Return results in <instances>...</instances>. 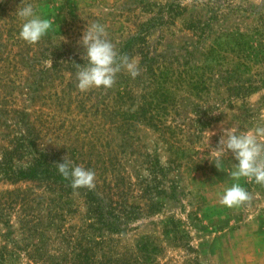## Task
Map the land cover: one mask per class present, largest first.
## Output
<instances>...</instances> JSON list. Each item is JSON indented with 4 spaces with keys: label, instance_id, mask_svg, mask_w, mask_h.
<instances>
[{
    "label": "rangeland",
    "instance_id": "rangeland-1",
    "mask_svg": "<svg viewBox=\"0 0 264 264\" xmlns=\"http://www.w3.org/2000/svg\"><path fill=\"white\" fill-rule=\"evenodd\" d=\"M27 4L33 5L41 18L54 20L51 29L58 27L36 44L19 38L23 21L16 11ZM168 4L172 10L165 12ZM94 22L105 27L116 47L127 33H135L140 23L146 24L143 42L149 56L171 53L182 65L180 68H187L189 77L210 79L206 84H212L201 89V81L198 89H191L180 83L178 86L189 89L186 93L182 88L171 89L180 117L173 119L176 123L170 127L168 140L145 125L131 132L134 140L130 144L126 140L123 150L132 149L151 161L154 157L156 164L149 173L136 159L137 154L121 159L118 170L122 182L116 188L126 193L128 202L141 207L128 229L88 235L90 252H82L77 248L69 251V245L49 227L35 252L31 244L34 239L19 230L20 207L0 203V264H113V258L120 259L119 264H264V186L241 178L238 183L251 195L250 204L235 208L221 205V195L237 183L230 173L238 161L229 151L221 157L218 170L212 152L222 128L234 125L239 132H246L264 125V0H0V41L6 52H2L0 69L9 70L7 63L19 58L24 50L19 49L20 42L30 50L39 44L51 50L57 48L56 53L46 50L32 61L38 69L27 72L23 66L9 81L2 80L0 95H8L0 101L2 109L21 110L27 114L25 119H31L35 110L48 109L43 105V95L69 92L62 89L69 76L65 70L51 83L41 81L44 85L35 89V99L29 98L32 89H25L23 81L26 75L37 80L40 68L50 66L54 58L84 52L79 40L84 29ZM129 57L139 61L142 72L140 55L136 52ZM142 79L149 78L142 75ZM247 85L254 88L240 94ZM157 86L155 82L151 89H159ZM77 90L80 91L75 85L71 96ZM195 108L204 114L199 115ZM5 116L9 115L0 113V152L18 130L4 129V124L14 122ZM203 121L207 124L198 127ZM108 127L103 128L95 143L100 158L106 157L108 148L118 149L119 139L112 130H106ZM209 132L215 134L209 136ZM45 145L58 147L48 142ZM170 146L182 152L176 149L173 154ZM81 155L78 156L84 161L90 157ZM95 178L97 182L107 179L113 184L108 171L99 169ZM45 189L28 182L12 184L0 176V202L7 196L5 191L21 192L27 199L23 204L33 205L37 213L43 211L46 196L52 194ZM158 189L163 193L156 194ZM11 196L15 203L20 202ZM32 198L37 199L31 201ZM152 203L155 205L150 208ZM63 205L68 209L62 221L65 227L85 224L86 205L79 190L69 191ZM101 246L103 252L98 249ZM65 256L66 261L61 259Z\"/></svg>",
    "mask_w": 264,
    "mask_h": 264
},
{
    "label": "trees",
    "instance_id": "trees-1",
    "mask_svg": "<svg viewBox=\"0 0 264 264\" xmlns=\"http://www.w3.org/2000/svg\"><path fill=\"white\" fill-rule=\"evenodd\" d=\"M164 7H166L165 12L172 10L171 4ZM145 25L140 23L138 30L130 35L127 33L123 41L116 47L120 54L129 56L137 52L140 55V62L144 65V68L135 79L128 74L122 75L119 73L114 86L110 89H91L85 92L77 90L71 96L72 89L75 88L77 83L75 80L77 64L82 65L85 62L82 59L83 52L76 51L70 54L67 53L66 57L60 56L52 59L50 66L40 68L37 80L31 75H26L24 78L23 82L26 84L23 85L24 88L32 89L33 94L29 98L35 99L38 97L35 89H39L44 85L40 83L41 81L45 84L51 83L62 70L68 72V79L62 89H69V92L66 91L61 94L51 92L46 96L43 95V105L48 109H37L34 111L33 118L25 119L27 114L21 110L2 109L0 103V113L3 112L9 115L8 117L5 116L6 119L14 121L13 125L4 124V129L10 131L18 127L16 133L8 140L6 147H1L0 176L12 184L17 182L41 184L47 192L52 193L46 196L48 199L44 202L45 207L42 212L39 210L38 213L33 205L25 206L23 204L27 199L26 194L21 192L5 191L4 194L7 196L4 197V201L0 202L1 205L8 204L20 207L19 230L25 236L34 239L31 244H34L35 252L38 250L36 244L40 245L45 230L49 227L53 228L57 236L66 245H69V251H74L77 248L82 252H90L89 246L92 245L88 244V235L101 231L122 233L128 229L131 222L139 216L141 207L138 204L128 202L126 193L116 188L122 182L118 170L121 159H124L125 155L137 154L136 159L145 166L149 173L154 170L156 164L154 157L151 161L146 155L136 153L137 151L135 152L132 149L129 151L123 150L126 146V140L130 144L134 140L132 131L144 125L168 140V136L171 134L170 127L176 123L172 122L173 119L180 117L178 103H175V96L172 95L171 89L182 88V91L186 93L189 89L178 86L180 83L191 89L197 88V84H201V81L203 83L201 89H205L206 85L212 84H206V81L208 82L210 79L203 81V79L189 77L186 72L187 68H180L182 65L177 64V59L172 57L174 55L171 53H169V56L167 54L149 56L148 47L143 42L146 34ZM148 25L147 27H149ZM57 30L58 27L55 30L50 29L46 37H49L52 31ZM4 45L3 41H0V61L4 60L2 56V52H5ZM18 47L21 50L24 49L23 52L19 53V58L16 57V60L12 61L10 65L7 63L9 70L3 71L2 68L0 69L1 86L3 85L2 80L9 81L17 68L24 66L27 68V72L33 68L38 69L32 61H37L38 57L46 50L53 53L57 52V48L51 50L41 44L30 50L27 49L28 46L20 42ZM41 49H43L42 52H40ZM25 50L26 54L24 53ZM142 75L149 79L147 81L143 80ZM155 82L158 84L159 89H151ZM160 84L164 85L160 86ZM253 88L251 85H247L241 89L240 94L244 93V90L248 92ZM5 98H8V95H0V101ZM194 110L199 115L204 114V111L199 108ZM168 112L172 115H169ZM204 117L206 118V115ZM205 124L207 122L203 121L197 125L203 127ZM108 125L109 127L106 130H112L119 139V143L116 144L118 149L113 151L108 148L105 153L106 157L100 158L97 157L94 147L99 134ZM41 138H44L43 143L40 142ZM46 142L57 144L58 147H47ZM107 143L109 146L110 141ZM38 144L41 147H38ZM176 149L179 150L180 148H176V146L169 147L173 154L178 151H175ZM178 152L181 153L182 151L179 150ZM81 153L90 155L91 158L89 157L88 160L84 161L78 156H82ZM66 155L72 161L73 166H82L95 173L99 169L105 172L108 171L113 178V184L107 179L97 182L95 178L96 186L93 190L87 188L77 189L81 192L86 205V222L82 226H72V229L65 227L62 221L68 212V209L63 205V199L73 189L70 187V181L65 180L58 173L55 165L62 163L63 157ZM161 193H163V189L156 190V194ZM11 195L18 198L20 202L15 203ZM36 199L32 198L31 201ZM154 205L152 203L150 208ZM27 207L29 208L27 209ZM35 207L40 209L38 203ZM137 247H139L138 243ZM98 249L102 252L104 250L102 246ZM83 257L88 258L87 255H83ZM61 259L66 261L67 257ZM119 261L120 259L113 258L112 263L119 264ZM70 264H74V262L72 261Z\"/></svg>",
    "mask_w": 264,
    "mask_h": 264
},
{
    "label": "clouds",
    "instance_id": "clouds-1",
    "mask_svg": "<svg viewBox=\"0 0 264 264\" xmlns=\"http://www.w3.org/2000/svg\"><path fill=\"white\" fill-rule=\"evenodd\" d=\"M16 14L23 23L19 38L28 44H36L52 28L54 20L41 18L36 14L33 5L27 4L17 9ZM84 48L82 59L84 64H77L75 73L76 87L82 91L91 89H110L116 82L119 73L126 72L135 79L141 74L139 61L127 54H120L115 44L108 38L106 29L99 23H92L86 27L79 40ZM51 63V59H50ZM209 132V136L214 135ZM229 151L238 163L230 176L237 183L219 198V203L228 208L250 204L251 195L238 181L245 178L248 182H255L264 186V125H258L246 132H239L236 126L222 128L218 144L212 152L215 156V167L220 170L221 157ZM58 173L70 181L73 190L95 188V172L82 166H73L68 155L63 162L55 164Z\"/></svg>",
    "mask_w": 264,
    "mask_h": 264
}]
</instances>
